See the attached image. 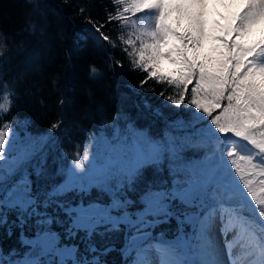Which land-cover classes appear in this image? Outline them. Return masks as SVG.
<instances>
[{
	"label": "snow or ice",
	"instance_id": "snow-or-ice-1",
	"mask_svg": "<svg viewBox=\"0 0 264 264\" xmlns=\"http://www.w3.org/2000/svg\"><path fill=\"white\" fill-rule=\"evenodd\" d=\"M205 2L206 0H190L192 4L203 5ZM141 3L144 8L158 9L159 15L155 23L156 31L150 33L152 43H141L140 51L136 54L140 62L139 69L144 72L140 87L144 88L151 79L153 83L164 82L178 89V99H165L173 105L191 108L199 119L207 122L208 132L212 136L219 138L221 133H234L235 137L250 140L259 152L249 149V153L255 154L257 160L264 164V139L257 140L250 134V129L257 125L264 127V37L251 43L246 42L253 35L254 26L264 22V0H245L244 10L222 26V35L213 37L221 40L228 49L226 53H221V59L215 61L197 51L203 47L202 42L207 36L202 12L189 13L188 26L181 32L178 30L180 17L176 19L177 26L165 22V9L170 6L164 0H138L130 8L139 10ZM180 7L178 4L177 9ZM107 22L118 24L119 20H113L109 14ZM87 23L92 25L97 43H111V36L102 31L104 24L94 22L91 18ZM75 35L77 39L82 38L79 33ZM225 35L231 39H225ZM169 36L176 37L180 43L162 51V46L168 44ZM127 43L134 42L128 40ZM123 51L130 55L126 48ZM161 58L180 67L166 72L161 67ZM90 75H98L95 66H90ZM160 86L164 87V84ZM9 95L4 94L0 99L7 101ZM160 95L164 96V92ZM186 96L189 97L187 100ZM201 96L204 98L201 99ZM224 99L227 100V105L222 107L221 101ZM145 107L150 105L145 102ZM221 108L219 114L213 115L214 111ZM0 110H7L4 104H0ZM155 111L157 115H162L159 109ZM58 127V124L52 125V129ZM128 128L133 138L131 143L126 138L123 144L113 146L104 137L94 135L91 155L85 151L81 157L77 152L69 167L58 169L59 174L67 177L65 181L52 185L46 192L36 193L33 192V182L27 173L11 187L8 186L15 172L29 163L34 153L25 152L13 162V166L5 167L3 162L9 159V150L5 149V142L0 138V193L4 194L0 198V209L17 213V220L14 221L17 227L31 219L38 228L35 241H29L38 248V252L33 259L16 260L14 264H66L68 257L75 258L73 264H104L101 257L114 251L115 246L107 244L99 248L95 237L103 239L112 233L123 232L126 238L130 237L133 241L144 239L148 230L167 223L173 217L178 223L193 222L198 225L194 237L197 243L193 247L201 257L199 264H218L215 246L209 237L213 213L217 209L225 224L221 229L225 237L228 230L235 231V244L225 239L229 264H237L232 256V248L235 246L247 251L249 255L252 251H258L264 257V200L252 193V198L255 199L252 209H256L259 224L242 214L241 209L249 203V198L242 191L241 205L230 209L226 221L224 203L215 193H212V198L216 200V204L201 217L200 212L205 207L212 186L217 183L227 185V175L219 174L220 166L213 168L202 165L189 170L185 165L182 169L178 163L181 148L169 139L167 131L162 138H152L147 135V130L136 132L131 124ZM261 135L264 136V133ZM138 137H143V140ZM14 140L13 135L11 143ZM98 144L104 145L103 151L98 150ZM232 155V152H226L221 158V164L227 165V158ZM45 163L46 159L41 166L35 168L34 174L37 177L44 173ZM165 167L168 179L160 180L158 184L152 180L145 182L146 169L152 168L159 173ZM228 167L230 165L225 167V172ZM142 183L145 186L141 191L139 186ZM93 188L105 193L108 201L86 199ZM70 193L75 195L71 199H64ZM41 196L44 197L43 200L40 199ZM257 205L260 206L258 209ZM188 208H196L197 211H183ZM0 223H7L6 215ZM53 224L62 229L64 240L78 243L61 245V233L51 230ZM257 228L262 235L257 234ZM10 231L9 229V233ZM133 233L136 235H132ZM80 243L84 244L83 253H79ZM171 247L168 245V248ZM2 260L0 254V261ZM161 264L186 262L182 259H162Z\"/></svg>",
	"mask_w": 264,
	"mask_h": 264
},
{
	"label": "trees",
	"instance_id": "trees-1",
	"mask_svg": "<svg viewBox=\"0 0 264 264\" xmlns=\"http://www.w3.org/2000/svg\"><path fill=\"white\" fill-rule=\"evenodd\" d=\"M120 8L119 0H0V96L10 94L7 101L0 99L7 109L0 110V132L9 138H13L11 131L17 132L23 143L31 139L20 152L14 150L15 143L7 145L9 159L3 165L11 167L25 152L34 153L30 162L12 176L9 187L27 173L34 193L48 191L59 183L60 166L72 160L74 153L85 151L94 135L104 137L116 129L122 135L128 133L129 124L139 132L147 130L152 138H162L167 131L184 156L196 159L203 157L206 150L197 146L198 141L222 139L221 134L219 138L210 135L207 122L191 108L173 105L165 99H178V89L164 82L153 83L151 79L144 88L140 87L144 72L126 41L128 30L121 25ZM109 14L119 23H108ZM89 18L104 24L102 31L111 36V43H97L93 27L87 23ZM76 33L82 38L77 39ZM125 48L130 55L125 54ZM90 66L98 69V75H90ZM225 100L221 101L222 107L227 104ZM145 102L150 107H145ZM156 109L162 115H157ZM54 123L59 125L57 129H52ZM45 159V171L37 177L34 170ZM144 175L145 182L152 180L157 184L169 178L166 167L159 173L148 168ZM144 186L142 183L139 190ZM3 195L0 193V198ZM74 195L70 193L64 199ZM86 199L107 202L109 198L93 188ZM5 215L7 223H0V254L8 260L19 259L29 249L24 239L34 237L38 228L31 219L17 227V213L0 209V220ZM179 226L186 232L196 228L193 222ZM51 230L61 233V244L78 243L64 240L62 229L56 224L51 225ZM155 230L162 236L171 232L174 235L177 219L170 218ZM123 234L94 238L99 248L115 246L114 251L101 257L104 264H123L126 260ZM81 251L83 243L79 244ZM72 262L66 260V264Z\"/></svg>",
	"mask_w": 264,
	"mask_h": 264
},
{
	"label": "rangeland",
	"instance_id": "rangeland-1",
	"mask_svg": "<svg viewBox=\"0 0 264 264\" xmlns=\"http://www.w3.org/2000/svg\"><path fill=\"white\" fill-rule=\"evenodd\" d=\"M168 1L169 2L167 3L169 4L170 7L168 9H165V12L167 13L165 17V22L166 23L171 22L173 26H177L176 19L177 17H180V26L178 27V30L181 32H183L188 26L189 13H195V12L203 13L202 18L206 21L205 31L207 33V36L202 42L203 47L199 48L197 51L201 53L202 56L212 57L213 61L221 59L222 58L221 53L222 52L226 53L228 49L221 40L213 39V37H218L222 35L223 34L222 26L227 25L232 20V18L236 16V14L244 10L245 0H206V2L203 5L192 4L190 3V0H168ZM136 2H138V0H119L121 8L118 15H120L121 25L124 26L126 30H128V32H125L127 35L126 41L132 40L134 42L133 44H129V48L130 51L132 52L133 57L136 60V63L139 64L140 62L138 61L136 54L140 51L141 43L144 44L152 43L150 33L156 31L155 23L158 19L159 10L144 8L142 3L139 10H137L136 8H130V6ZM149 2H152V0H149ZM178 4L181 5L179 9H177ZM262 37H264V22L254 26L253 35L250 38H248L246 42L251 43L252 41H258ZM225 39H231V37L225 35ZM167 40H168V44L162 46L161 48L162 51H166L168 47H171L173 44L180 43V41L173 36L167 37ZM173 55L175 56L176 53L174 52ZM160 64L162 69L166 72L180 67V65L173 64L171 61H169L166 58H161ZM200 98L203 99L202 96ZM7 130L8 129H6V132ZM134 130L136 132H139L136 129ZM261 133H264V127H261L260 125L256 126L253 129H250V134L254 136L257 140L264 139V136H262ZM11 135L17 137L14 141L15 145L13 147L14 150L17 148L18 152L23 151L24 146L22 145L31 140L30 138H28V140L23 143L21 141V136L18 135L17 132L13 133L11 131ZM194 135L198 136V134H194ZM221 137L222 139L219 138L216 140L218 143L223 144V147L219 153L216 151H213L212 154L205 153L206 155L200 157L199 159H196L193 157H186L182 154V151H180V159L178 163L182 169L185 165H187L189 170L195 168L196 166H202V165H207L213 168L220 166L219 174L222 176L227 175V185L217 183L212 186L209 192V196L208 198H206L205 207L210 200L216 202V200L212 198V193H215L216 197L219 198L220 200L226 201L228 205L231 206L230 208H232V206L239 207L243 201V197H241L240 195V192L242 191L246 195V197L249 198V203L245 204L243 209L241 210L250 217H252V215L250 214L256 216V209H252V205L255 204V199L252 198V193L254 192L257 198L264 200V164L260 163L257 160L255 154L249 153V149H255V145H252L250 140H245L243 137H235L234 133H221ZM0 138H2L5 142L4 147H7V145H9L12 141V138L5 137V134H3L2 132H0ZM104 138L108 140L113 146H118L123 144L126 138L128 139L129 143H131L133 139L130 131H128V133H124L121 135L117 129L111 131L109 134H106ZM138 139L143 140V137H138ZM169 139H171V137H169ZM92 140L88 142L85 150L89 153V155H91L92 152ZM171 140H173L175 144L179 146V144L176 142L175 139H171ZM210 141H214V139L211 138L210 140H206L203 142V144L208 145L210 144ZM197 146H201L200 141L197 142ZM97 148L98 150L103 151L104 145L98 144ZM205 149L208 150L207 147H205ZM85 151L79 153L81 157L84 156ZM229 151L232 152L233 155L227 158V165H230V167H228L227 172H225V167L227 165L221 164V158L226 152ZM255 152L258 153L259 150L255 149ZM75 156L76 153H74V156L71 159H74ZM70 162L71 160H69L66 164H62L60 168L69 167ZM59 176H60V179L58 180L59 183H57L56 185L62 184L67 178L65 175L59 174ZM235 203L238 205H236ZM212 205L213 204H211L206 209L207 212L210 210V207ZM259 207L260 206L258 205L256 206L257 209ZM249 209H251V211H249ZM196 211H197L196 208H191L189 213H195ZM227 213L228 212L225 211V221L227 220ZM216 218L220 219V211H218L216 216L213 213L212 225L209 230V237L213 241V244L215 246V259L218 261V264H225L221 254L222 253L221 239L218 235V229L223 228L224 223H222L221 219L219 222H217ZM257 219L259 221L258 217ZM197 230H198V225L196 224V229L188 232V238L191 242H197L194 239V237L197 234ZM182 235H183V230L177 232L175 236H173L169 240L166 239V241L169 243L167 244L170 245L171 242H174L175 245H179V246L183 245L184 240H186V238ZM35 239H36V235L34 237L32 236L30 238L24 239V242L29 246V249L23 257H21L20 259L14 257L12 259L7 260L6 257H3L4 255H2L3 260L0 261V264H14L16 260L28 259L29 254H31L32 252L33 253L38 252V248L35 247L33 243H29V241H35ZM168 245L157 243L155 246H157V249H159L158 253L156 254L153 253L152 255H150L151 254L150 252H143L147 254V256L146 257L143 256L142 259H138V262L133 261V264H141V262L139 261H142V263L144 264H149V262L152 261L153 263L158 262V264H161L162 259H169V260L179 259L174 254L173 247L168 248ZM171 245L175 247V245L173 244ZM129 249H131L130 246H126V247L124 246V253L129 252ZM193 249L195 253L194 261H196L199 264L201 257L200 255L197 254V249L195 248ZM83 252L84 251H81L80 253ZM163 252H166L168 255L166 254L164 255ZM184 255L186 256V254ZM242 255L245 257L242 258L239 264H264V257H261L258 251L255 252L252 251V253L249 255L247 251L242 250L238 253L237 257H240ZM68 258H70L71 260L75 259L74 257H68Z\"/></svg>",
	"mask_w": 264,
	"mask_h": 264
}]
</instances>
